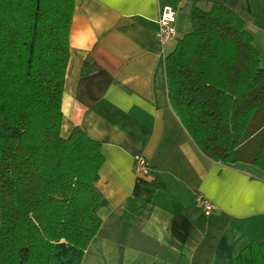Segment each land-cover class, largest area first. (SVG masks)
Here are the masks:
<instances>
[{"label": "trees", "instance_id": "16d2710c", "mask_svg": "<svg viewBox=\"0 0 264 264\" xmlns=\"http://www.w3.org/2000/svg\"><path fill=\"white\" fill-rule=\"evenodd\" d=\"M264 31V0H248ZM76 0H0V264H83L102 225L104 159L79 127L60 136ZM191 32L164 60L170 107L208 159L264 172V70L242 18L191 9ZM158 180L136 179L125 216L146 218ZM235 264H264V241Z\"/></svg>", "mask_w": 264, "mask_h": 264}, {"label": "crops", "instance_id": "0c3cea01", "mask_svg": "<svg viewBox=\"0 0 264 264\" xmlns=\"http://www.w3.org/2000/svg\"><path fill=\"white\" fill-rule=\"evenodd\" d=\"M215 1L201 2L209 8ZM231 1L264 70V31L254 26L248 0ZM179 2L76 0L60 136L79 127L100 144L104 159L94 184L102 225L83 264H235L242 249L264 240V172L205 157L170 107L164 60L178 32L161 46L155 31L165 7L175 10L178 31ZM136 155L150 166L143 179L164 186L146 218L124 215ZM198 197L214 205L210 215Z\"/></svg>", "mask_w": 264, "mask_h": 264}, {"label": "built area", "instance_id": "2783aa9c", "mask_svg": "<svg viewBox=\"0 0 264 264\" xmlns=\"http://www.w3.org/2000/svg\"><path fill=\"white\" fill-rule=\"evenodd\" d=\"M175 15V10L168 7L163 8L159 15V18L156 22L157 27L155 36L161 46H164L168 41L177 37V30L174 26ZM134 172L138 179H143L150 176L151 170L145 156H134ZM197 206L207 216L210 215L215 209L214 205L210 201L201 197L197 198Z\"/></svg>", "mask_w": 264, "mask_h": 264}, {"label": "rangeland", "instance_id": "374dc122", "mask_svg": "<svg viewBox=\"0 0 264 264\" xmlns=\"http://www.w3.org/2000/svg\"><path fill=\"white\" fill-rule=\"evenodd\" d=\"M202 0H180L179 3H182L183 9H180L178 11V24H179V29H178V37L177 39L181 38L183 35L191 32L192 30V25H191V8L193 7L192 5L196 3V6L202 10H207L208 4H205L204 2H201ZM218 3H224L227 6L234 8L233 5L230 4V2L226 3V0H216ZM215 1V2H216ZM221 1V2H219ZM231 1V0H230ZM236 0H232V3H235ZM213 3V2H212ZM190 6H192L190 8ZM254 42V40H253ZM264 241V240H263ZM256 242V241H255ZM259 242V241H258ZM262 242V240H260Z\"/></svg>", "mask_w": 264, "mask_h": 264}]
</instances>
